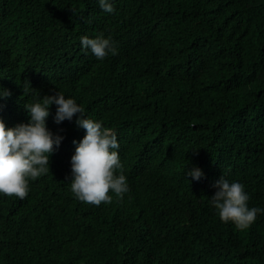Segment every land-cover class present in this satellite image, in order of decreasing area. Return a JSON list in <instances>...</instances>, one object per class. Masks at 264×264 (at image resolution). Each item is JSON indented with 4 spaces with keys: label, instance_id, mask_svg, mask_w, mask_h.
<instances>
[{
    "label": "trees",
    "instance_id": "obj_1",
    "mask_svg": "<svg viewBox=\"0 0 264 264\" xmlns=\"http://www.w3.org/2000/svg\"><path fill=\"white\" fill-rule=\"evenodd\" d=\"M113 3L0 0L6 127L28 122L33 92L74 97L116 131L129 186L122 199L109 190L98 219L75 207L63 159L85 129L57 123L51 105L47 126L64 139L25 199L0 196V264H264V215L240 230L210 203L223 175L264 207V0ZM89 35L118 54L98 60L81 45ZM187 167L204 178L191 184Z\"/></svg>",
    "mask_w": 264,
    "mask_h": 264
},
{
    "label": "clouds",
    "instance_id": "obj_2",
    "mask_svg": "<svg viewBox=\"0 0 264 264\" xmlns=\"http://www.w3.org/2000/svg\"><path fill=\"white\" fill-rule=\"evenodd\" d=\"M98 3L106 13L115 11L113 0H98ZM81 45L101 61L118 54L115 42L103 35L83 36ZM147 79H151V75L145 67L136 79L141 90H146ZM23 88L24 92L33 89L30 84ZM31 94V103L24 106L29 114L28 122L6 127L5 121L0 118V196L23 200L29 193L30 180L49 177L52 156L64 139L59 133H53L46 123L50 106L55 104L54 119L57 123L76 116L77 126L85 129L83 138L73 141L76 148L71 158L63 159L67 197L75 207L78 202L90 204L98 219L100 213L94 207L111 202L109 190L121 199L129 191L127 177L122 171L116 131L105 127L102 121L88 117L84 106L63 92L43 96L39 91ZM10 95L7 89L0 91V98ZM186 172L185 179L191 184L204 178L199 170L187 167ZM213 186L216 191L210 203L218 211L222 222H232L238 229L245 230L255 222L258 214L264 215V207L249 206L250 196L241 182L230 181L221 175Z\"/></svg>",
    "mask_w": 264,
    "mask_h": 264
},
{
    "label": "bare ground",
    "instance_id": "obj_3",
    "mask_svg": "<svg viewBox=\"0 0 264 264\" xmlns=\"http://www.w3.org/2000/svg\"><path fill=\"white\" fill-rule=\"evenodd\" d=\"M91 55V54H90Z\"/></svg>",
    "mask_w": 264,
    "mask_h": 264
}]
</instances>
